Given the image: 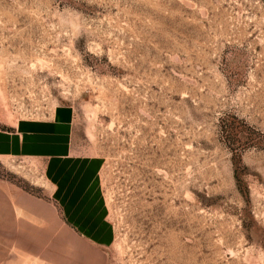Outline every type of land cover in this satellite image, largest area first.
<instances>
[{"label":"rangeland","instance_id":"rangeland-1","mask_svg":"<svg viewBox=\"0 0 264 264\" xmlns=\"http://www.w3.org/2000/svg\"><path fill=\"white\" fill-rule=\"evenodd\" d=\"M45 205L89 264H264V0H0V264Z\"/></svg>","mask_w":264,"mask_h":264},{"label":"crops","instance_id":"crops-1","mask_svg":"<svg viewBox=\"0 0 264 264\" xmlns=\"http://www.w3.org/2000/svg\"><path fill=\"white\" fill-rule=\"evenodd\" d=\"M46 206L47 205H45L41 210L47 213V217L44 215V219L39 217L41 222H43L45 225L39 229L41 231L39 234L40 236H44L46 241L39 244H35L32 240L25 241V243L21 244V246L17 245V248L19 249L18 251L28 257L39 258L42 261H46L50 264H89L85 256V251H81L78 248L79 244L77 242L74 244L73 248H66L63 241L59 240V236L61 238L62 231L59 230V232H57V230L53 228L55 217L53 216L52 211ZM66 212V220L68 222H64L62 217L61 219L63 226L68 230L67 234L71 237H76L78 241L79 239H84L83 241L86 243L94 247H99L98 238L100 237V226L95 220H88L86 217H84V211L80 209L79 202L77 201L68 209L66 208ZM29 216L32 217V215ZM27 234L28 238L35 237V234L32 232ZM57 234H59V236H57ZM81 258L82 262L80 263Z\"/></svg>","mask_w":264,"mask_h":264}]
</instances>
